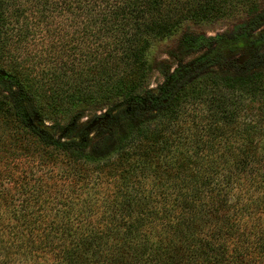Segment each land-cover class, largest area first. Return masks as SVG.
Instances as JSON below:
<instances>
[{"label":"trees","instance_id":"16d2710c","mask_svg":"<svg viewBox=\"0 0 264 264\" xmlns=\"http://www.w3.org/2000/svg\"><path fill=\"white\" fill-rule=\"evenodd\" d=\"M262 1L0 0V70L64 130L30 123L0 83V148L58 176L7 206L0 264H264V56L208 58L115 114L149 95L157 41L186 22L261 25ZM98 108L95 136L72 138Z\"/></svg>","mask_w":264,"mask_h":264},{"label":"rangeland","instance_id":"374dc122","mask_svg":"<svg viewBox=\"0 0 264 264\" xmlns=\"http://www.w3.org/2000/svg\"><path fill=\"white\" fill-rule=\"evenodd\" d=\"M260 14L261 19H264V1L261 2ZM261 23L258 25L245 14L213 23L186 22L175 35L155 43L153 53L159 70L152 76L149 95L121 107L115 114L124 116L135 110L152 107L156 99H162L170 94L180 80L197 69H204L208 64V58L221 57L225 60L244 63L256 54L264 53V20ZM0 83L6 86L15 97L22 98V110L30 123L41 128L51 137L58 139L63 137L64 130L53 125L51 121L44 122L41 115L34 110L30 99L22 94L18 83L2 70H0ZM98 109L87 113L76 122L70 133L72 138L79 140L84 131L91 137L95 136L105 116L104 109ZM4 133L0 122V137H3ZM262 145H264V138ZM262 149L264 151V147ZM4 150L0 148V235L5 231L4 227L8 226L7 219L10 217L11 210L7 206L16 205V200L24 197V194L19 192L24 182L40 187L41 184L48 186L50 182L58 178L56 172L52 175L46 173L48 169L41 168L38 161L32 162L20 156L9 157ZM30 172L33 173V178H30ZM105 180V178L102 179V181ZM93 181H95L94 178ZM42 187L46 189V186L42 185ZM107 189L103 190L99 197L104 196ZM95 191L96 193L101 191L97 189V185L92 193ZM18 259L20 261V258Z\"/></svg>","mask_w":264,"mask_h":264},{"label":"flooded vegetation","instance_id":"af4514ba","mask_svg":"<svg viewBox=\"0 0 264 264\" xmlns=\"http://www.w3.org/2000/svg\"><path fill=\"white\" fill-rule=\"evenodd\" d=\"M260 55H263V56H264V53H258V54H256L255 56H253L252 58H249L248 60H252V59H254V58H256V57H258V56H260Z\"/></svg>","mask_w":264,"mask_h":264}]
</instances>
